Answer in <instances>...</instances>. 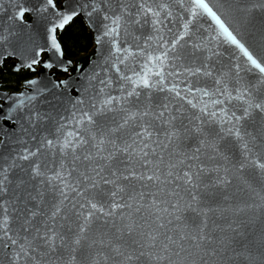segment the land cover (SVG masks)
Wrapping results in <instances>:
<instances>
[{"label":"snow or ice","instance_id":"snow-or-ice-1","mask_svg":"<svg viewBox=\"0 0 264 264\" xmlns=\"http://www.w3.org/2000/svg\"><path fill=\"white\" fill-rule=\"evenodd\" d=\"M10 8L0 72L42 71L0 92V264H264V0Z\"/></svg>","mask_w":264,"mask_h":264},{"label":"trees","instance_id":"trees-1","mask_svg":"<svg viewBox=\"0 0 264 264\" xmlns=\"http://www.w3.org/2000/svg\"><path fill=\"white\" fill-rule=\"evenodd\" d=\"M63 40L67 44L66 56L68 57H77L93 47L92 36L82 20H77L66 28L63 33ZM32 76L34 73L28 71L13 73L11 66H8L1 73L0 82L6 89L19 90L22 81Z\"/></svg>","mask_w":264,"mask_h":264},{"label":"water","instance_id":"water-1","mask_svg":"<svg viewBox=\"0 0 264 264\" xmlns=\"http://www.w3.org/2000/svg\"><path fill=\"white\" fill-rule=\"evenodd\" d=\"M11 2H12V0H0V8L4 9V11H0V22H2L4 19H6V15H5L6 12L7 13L11 12V8H10ZM25 18L27 19V17H25ZM93 48H94V43H93V47L88 52L82 53L77 57L66 56V58L71 60L73 62V64L78 66V68L83 67L84 70L87 71L88 67H89V61L91 59H93V56H92ZM7 63H8V65H11L12 62H7ZM5 68L3 69V71L5 70ZM41 71H42V69L40 67H37L36 72H32V73H34V76L31 78L37 77L41 73ZM55 71H56L55 69L51 70V72H55ZM2 72H0V75ZM55 78L63 80V79H66V76L63 74L57 73ZM28 79H30V78H28ZM22 83H23V81H22ZM22 83H21V85H22ZM21 85H20V88H21ZM20 88H19V90H20ZM19 90L6 89L3 87V84L0 82V92H2V91L18 92Z\"/></svg>","mask_w":264,"mask_h":264},{"label":"flooded vegetation","instance_id":"flooded-vegetation-1","mask_svg":"<svg viewBox=\"0 0 264 264\" xmlns=\"http://www.w3.org/2000/svg\"><path fill=\"white\" fill-rule=\"evenodd\" d=\"M8 66H11V65H8ZM8 66H7V67H8ZM7 67H6V68H7ZM6 68H5V69H6ZM32 77H33V76H32Z\"/></svg>","mask_w":264,"mask_h":264}]
</instances>
